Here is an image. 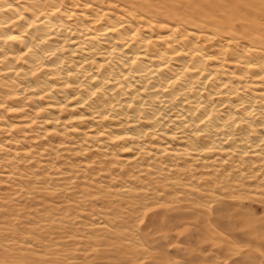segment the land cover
<instances>
[{"label": "bare ground", "instance_id": "6f19581e", "mask_svg": "<svg viewBox=\"0 0 264 264\" xmlns=\"http://www.w3.org/2000/svg\"><path fill=\"white\" fill-rule=\"evenodd\" d=\"M115 157L148 185L264 190V0H0L4 181L109 180Z\"/></svg>", "mask_w": 264, "mask_h": 264}, {"label": "rangeland", "instance_id": "374dc122", "mask_svg": "<svg viewBox=\"0 0 264 264\" xmlns=\"http://www.w3.org/2000/svg\"><path fill=\"white\" fill-rule=\"evenodd\" d=\"M111 160L109 180L77 179L70 164L51 175L19 164L23 176L10 183L0 172V264H264V190L253 181L211 198L182 184L126 180ZM63 171L61 182L53 174Z\"/></svg>", "mask_w": 264, "mask_h": 264}]
</instances>
